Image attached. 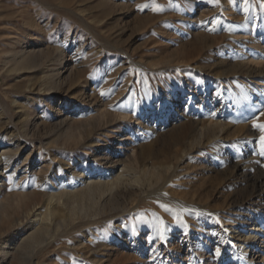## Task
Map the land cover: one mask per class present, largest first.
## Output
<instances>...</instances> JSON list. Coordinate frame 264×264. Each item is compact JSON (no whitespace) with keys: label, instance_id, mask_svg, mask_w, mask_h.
I'll list each match as a JSON object with an SVG mask.
<instances>
[{"label":"rangeland","instance_id":"obj_1","mask_svg":"<svg viewBox=\"0 0 264 264\" xmlns=\"http://www.w3.org/2000/svg\"><path fill=\"white\" fill-rule=\"evenodd\" d=\"M254 124L264 0H0V264H264V231L248 258L228 236L264 222ZM115 163L143 183L60 198Z\"/></svg>","mask_w":264,"mask_h":264},{"label":"bare ground","instance_id":"obj_2","mask_svg":"<svg viewBox=\"0 0 264 264\" xmlns=\"http://www.w3.org/2000/svg\"><path fill=\"white\" fill-rule=\"evenodd\" d=\"M24 57H26V56H24ZM29 61L27 59L23 58L17 62L18 63L17 67L20 70L29 69L31 67V64L29 65ZM64 62H65V53L62 51L61 56H60V60L57 62V64H56L57 66L54 68V70H56V72H57V73L56 72L55 73H56V75H59V78L61 77L60 75L62 74V72H60V70H63L65 68ZM251 62L256 64V65H258L260 63V61L257 58H252ZM44 118H45V112L44 111L43 112H37L35 115L23 114L20 116V122L23 124V126L31 125L33 127H37L38 125H40V123L42 122V120ZM92 119H96V117L94 116ZM73 134L74 133H72V135ZM97 147L99 149L102 147V145H97ZM103 147H105L106 151L109 152L111 145L110 144L103 145ZM106 156H108V155H106ZM0 160H1V158H0ZM0 163H2V162H0ZM116 165H117V163L113 164L111 169L106 168V169H103L102 171H97L98 172L97 174L90 173L89 175H87L85 171H84L85 174H81V175L78 174V175H80L78 182H75L72 185H70L69 192L64 191L61 194L60 198H63V197L70 198L75 203L74 211L83 212L85 210V206H86L87 201H93L94 202L96 200V198H98L97 196H103L106 193H108L109 191L112 192V190L114 188H116L120 185H123L128 179H132L133 184H135V183L138 184V183L142 182L140 177L132 176V173H133L132 171L136 170V168H134L132 165H125L123 163H122L121 167H116ZM151 170H152L151 167L144 168V173L146 175H148V174L150 175ZM151 176H153V175H151ZM153 177H155V176H153ZM4 208H5V204L0 203V214H1V212H4ZM52 213H53L52 210L48 211V221L49 222L51 220H53L52 219V217H53ZM47 231H48V228H43V227H39V228L37 227L36 228L35 227L31 231L29 237L33 239L35 237H38V235L45 234ZM263 231H264V222L263 223L257 222L256 224L253 225L252 229H249V231H246L244 233H242V231L240 229V225L229 228V230H228L229 235L228 236L231 240H237L234 242V244H236L237 247H239L242 250V253H244V258H248L249 252H251L253 250V247H255L258 244L259 237ZM38 239H39L38 243H40V245L44 243V237L43 236H42V238H38ZM125 240H126V238H124V237L120 238L119 243H124ZM8 252L9 251H7V253Z\"/></svg>","mask_w":264,"mask_h":264},{"label":"snow or ice","instance_id":"obj_3","mask_svg":"<svg viewBox=\"0 0 264 264\" xmlns=\"http://www.w3.org/2000/svg\"><path fill=\"white\" fill-rule=\"evenodd\" d=\"M102 95L104 93H101ZM255 127H259L260 130H261V136H260V143L261 145H264V124H254ZM262 155H264V152L261 153ZM162 207L165 208L166 211H170L171 209L168 208L167 205H162ZM163 223V221H161V224ZM161 240H164L165 237L163 235V232L161 231V234H160V237H159ZM221 254V249L219 247H216L215 249V255L216 256H219Z\"/></svg>","mask_w":264,"mask_h":264}]
</instances>
